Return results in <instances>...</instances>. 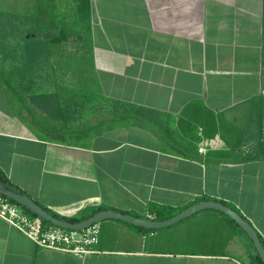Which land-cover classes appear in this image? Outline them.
Returning <instances> with one entry per match:
<instances>
[{
    "label": "crops",
    "instance_id": "obj_1",
    "mask_svg": "<svg viewBox=\"0 0 264 264\" xmlns=\"http://www.w3.org/2000/svg\"><path fill=\"white\" fill-rule=\"evenodd\" d=\"M84 1L100 93L150 110V125L117 124L114 114L37 123L26 109L27 126L0 86L8 181L65 218L106 207L156 219L152 205L179 211L214 200L264 239V0ZM99 225L94 252L77 256L38 247L0 218V264H258L247 237L217 210L155 232L114 219Z\"/></svg>",
    "mask_w": 264,
    "mask_h": 264
},
{
    "label": "rangeland",
    "instance_id": "obj_2",
    "mask_svg": "<svg viewBox=\"0 0 264 264\" xmlns=\"http://www.w3.org/2000/svg\"><path fill=\"white\" fill-rule=\"evenodd\" d=\"M40 2L41 0H0V75L12 84L17 95L26 101L27 108L33 111L38 120L44 118L49 124L61 125L64 116L79 118L82 122H100L106 117L110 118L121 108L119 104L107 100L99 91L90 52L86 13L84 18L80 13L73 12L64 20L59 19L62 21L61 28L56 32L61 34L64 28V39L49 57L41 49L25 46V43L29 44V38L40 43L39 40L44 36V30L38 24L47 22L46 13L43 12L40 17V12L33 8L39 6ZM57 2L63 12L67 2L75 4L74 0ZM64 53L76 57H72L69 64L63 63ZM44 93L58 94L62 103L60 118L48 117L31 103L30 97L33 94ZM0 104L4 105L1 95ZM67 106L71 107L70 110L66 109ZM11 109L16 113L21 112L18 107ZM37 130L50 139L74 140L64 133L65 130ZM258 143L259 140L256 145ZM252 144L244 145L241 151L249 152Z\"/></svg>",
    "mask_w": 264,
    "mask_h": 264
},
{
    "label": "trees",
    "instance_id": "obj_3",
    "mask_svg": "<svg viewBox=\"0 0 264 264\" xmlns=\"http://www.w3.org/2000/svg\"><path fill=\"white\" fill-rule=\"evenodd\" d=\"M74 2H75V4H71V3L67 2L64 5L65 10L63 12L59 8L57 0H41V2H40L41 5L37 6L34 10L40 12V17L42 16L43 12L46 13L45 16L47 17V22L46 23L41 22L40 24H38L40 29L42 28V30H44V36H43V38L41 37L42 40H39L40 43L39 42H33V40H31V38H29V41H28L29 44L25 43V46L26 47L28 46L29 48L34 46L38 49H41V50H43L44 53L47 54L46 55L47 57H49V55H52L53 49L57 45L60 47L59 44H61V42L64 39V37H63L64 36V28L62 29L63 32L61 34L56 32L57 30H59L61 28L62 21H60L59 19L62 18V20H64L68 16H71V14L73 12L74 13L78 12V13H80L79 14L80 16L82 15L83 18L85 17L84 13L87 12V8H86L87 2L84 0H74ZM86 16H88V15H86ZM72 57H76V56L75 55L71 56L69 54L64 53L65 60H63V63L69 64L72 60ZM0 86L4 89V92L6 94V98L9 102L10 107L11 108L18 107L20 109L21 112L16 113L17 117L27 126H31L32 122L25 118V116H26L25 110L29 109L26 106V101L17 95V93L15 92L16 90L12 86V84L8 80H6V78L2 77L1 75H0ZM30 99H31V102L37 108H39L40 110H43V112H45V113H48L50 115V117H53L55 119L60 118V115L62 114L61 113L62 103L59 101L58 94H45V93L44 94H33L30 97ZM70 108H71L70 106L66 107L67 110H70ZM119 108H121V109L115 111L116 120H114V121H116V122H114V123L121 124V122H124V123L129 124L131 122H135V123H138L140 125H150L149 122H146L148 120V118L150 119V117H151V111L150 110L143 108V107L129 105V104H119ZM32 117L34 118L35 122L40 123V121L34 115ZM263 149L264 148H262V151H263ZM262 151L260 153L263 154ZM0 185L3 186L5 189H12L14 192L23 194L22 192L17 190V188H15L8 181L6 175L1 170H0ZM42 207L46 211L51 213L52 215H54L60 219H64V220L73 222V223L81 222V221L86 220L87 218L97 214L98 212H100L102 210L108 209L106 207L85 209L73 218H65V217H62V216L58 215L57 213L53 212L52 210H49L48 208H46L44 206H42ZM24 210L29 215L36 216L35 214H33L28 209L24 208ZM234 210H236V209H234ZM151 211L156 215L157 220H167V219H170L173 216L177 215L178 213H180L183 210L178 211V210H174V209H170V208H164V207H158V206L152 205ZM43 222L45 224L51 225L50 223H48L44 220H43ZM234 224L241 230V232H243V234L247 237V240H248L250 246L255 250L252 238L245 231H243L235 222H234ZM135 227L142 230V231H145V232H155L156 231V230H147L143 227H138V226H135ZM258 236H259L262 244L264 245V239L259 234H258ZM255 258H256V261L258 264H263L259 255L257 254L256 250H255Z\"/></svg>",
    "mask_w": 264,
    "mask_h": 264
},
{
    "label": "water",
    "instance_id": "obj_4",
    "mask_svg": "<svg viewBox=\"0 0 264 264\" xmlns=\"http://www.w3.org/2000/svg\"><path fill=\"white\" fill-rule=\"evenodd\" d=\"M0 194L6 196L20 206L28 209L37 217L50 223L51 225L72 231H83L92 224L101 223L102 221L108 219L122 221L133 226L143 227L147 230H159L173 226L180 221L191 217L197 212L203 210H217L231 218L243 231H245L252 238L255 250L259 255L262 263L264 264V245L262 244L258 236V232L254 228V226H252V224L236 210L218 201H199L167 220L142 218L112 209H105L87 218L86 220L73 223L52 215L29 196L14 192L12 189H5L3 186H0Z\"/></svg>",
    "mask_w": 264,
    "mask_h": 264
},
{
    "label": "built area",
    "instance_id": "obj_5",
    "mask_svg": "<svg viewBox=\"0 0 264 264\" xmlns=\"http://www.w3.org/2000/svg\"><path fill=\"white\" fill-rule=\"evenodd\" d=\"M0 218L41 248L84 256L94 252V247L99 242V223L92 224L83 231L66 230L48 225L41 218L26 213L22 206L2 194H0ZM148 218L154 219L152 216Z\"/></svg>",
    "mask_w": 264,
    "mask_h": 264
}]
</instances>
